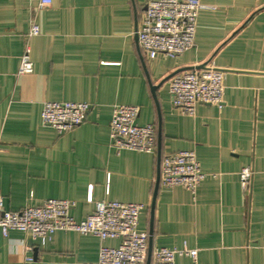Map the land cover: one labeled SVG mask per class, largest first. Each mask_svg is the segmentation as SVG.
I'll list each match as a JSON object with an SVG mask.
<instances>
[{
    "label": "crops",
    "instance_id": "0c3cea01",
    "mask_svg": "<svg viewBox=\"0 0 264 264\" xmlns=\"http://www.w3.org/2000/svg\"><path fill=\"white\" fill-rule=\"evenodd\" d=\"M195 44L179 56L148 58L136 30L146 0H0V193L20 210L48 198L73 203L82 220L98 200L143 204L141 230L156 247L197 249L199 264H264V0H200ZM36 24L38 33L30 35ZM30 47L33 69L19 72ZM225 69L222 106L177 110L169 79L209 63ZM46 101L91 104L59 133L42 121ZM117 104L140 107L157 127L155 152L112 145ZM194 150L207 173L195 192L161 184L159 156ZM254 171L249 189L240 172ZM90 196L92 197L89 200ZM102 241L57 230L46 241L0 228V264H92ZM180 254L176 264H192Z\"/></svg>",
    "mask_w": 264,
    "mask_h": 264
},
{
    "label": "built area",
    "instance_id": "2783aa9c",
    "mask_svg": "<svg viewBox=\"0 0 264 264\" xmlns=\"http://www.w3.org/2000/svg\"><path fill=\"white\" fill-rule=\"evenodd\" d=\"M53 0H39L40 7ZM208 7L200 0H146L144 16L136 30L140 50L148 58L159 53L179 56L195 44L197 19ZM38 33L36 24L30 35ZM33 62L27 45L20 61L19 72H30ZM226 71L209 63L201 69L183 70L169 79V92L173 106L183 114L193 115L198 103L222 106L224 102ZM88 102L46 101L42 110L44 124L59 133L81 124L90 110ZM140 107L117 104L110 121L112 145L118 150L129 149L155 152L157 127L154 123L140 124ZM254 171L244 167L240 172L243 189H249ZM207 173L201 168L194 150H179L161 157V184L181 186L195 192ZM92 197L90 196L89 200ZM0 193V228L5 236L10 230L30 233L33 238L46 241L57 230L91 233L102 241L118 238L117 246L102 243L99 258L92 264H147L149 232L139 227L142 203L120 200H98L92 213L76 220L70 209L73 203L66 199L48 198L39 205L28 204L20 210L5 208ZM197 249L156 247L151 252L150 264H176L180 254L190 255L192 264H199Z\"/></svg>",
    "mask_w": 264,
    "mask_h": 264
},
{
    "label": "water",
    "instance_id": "95a60500",
    "mask_svg": "<svg viewBox=\"0 0 264 264\" xmlns=\"http://www.w3.org/2000/svg\"><path fill=\"white\" fill-rule=\"evenodd\" d=\"M161 162V155L159 156V166ZM149 255H148V262L147 264H150V259H151V252H152V244H151V238H152V230L149 232Z\"/></svg>",
    "mask_w": 264,
    "mask_h": 264
}]
</instances>
